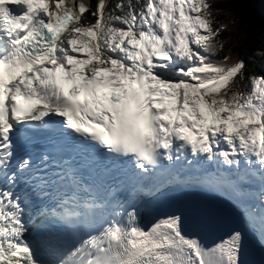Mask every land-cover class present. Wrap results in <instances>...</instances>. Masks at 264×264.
I'll return each instance as SVG.
<instances>
[{"label":"snow or ice","instance_id":"6c2138e0","mask_svg":"<svg viewBox=\"0 0 264 264\" xmlns=\"http://www.w3.org/2000/svg\"><path fill=\"white\" fill-rule=\"evenodd\" d=\"M234 6L0 0V264H264V49L233 57Z\"/></svg>","mask_w":264,"mask_h":264},{"label":"trees","instance_id":"16d2710c","mask_svg":"<svg viewBox=\"0 0 264 264\" xmlns=\"http://www.w3.org/2000/svg\"><path fill=\"white\" fill-rule=\"evenodd\" d=\"M210 3L214 7L235 5L221 17L231 30V53L234 58H242L249 68H259L257 53L264 49V0H211Z\"/></svg>","mask_w":264,"mask_h":264},{"label":"rangeland","instance_id":"374dc122","mask_svg":"<svg viewBox=\"0 0 264 264\" xmlns=\"http://www.w3.org/2000/svg\"><path fill=\"white\" fill-rule=\"evenodd\" d=\"M82 2L84 3V4H86V5H90V1L89 0H82Z\"/></svg>","mask_w":264,"mask_h":264},{"label":"bare ground","instance_id":"6f19581e","mask_svg":"<svg viewBox=\"0 0 264 264\" xmlns=\"http://www.w3.org/2000/svg\"><path fill=\"white\" fill-rule=\"evenodd\" d=\"M66 2V1H65Z\"/></svg>","mask_w":264,"mask_h":264}]
</instances>
